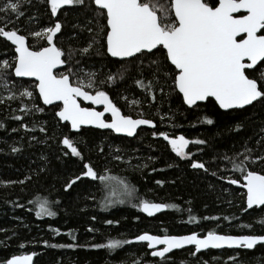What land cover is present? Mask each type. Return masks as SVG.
Segmentation results:
<instances>
[{
	"label": "trees",
	"instance_id": "obj_1",
	"mask_svg": "<svg viewBox=\"0 0 264 264\" xmlns=\"http://www.w3.org/2000/svg\"><path fill=\"white\" fill-rule=\"evenodd\" d=\"M158 2L168 4V0ZM207 2L215 4L216 0ZM20 12L22 16L0 11V26L18 29L37 49L47 46L46 41L30 33L59 20L62 28L54 42L65 51L63 58L69 52L71 58L58 74L71 69L72 81L80 77L87 85V74L95 73V86L86 90L94 93L99 87L125 115L153 120L156 127L141 128L132 138L95 128L73 132L56 115L60 105H43L36 83L19 79L13 68L7 69V83H0V264L30 252L35 253L33 264H264V244L252 250L204 252L189 247L158 258L146 244L133 242L144 232L264 234V206L247 210L245 190L230 183L231 179L243 181L233 164L240 163L246 148L253 156H264V99L228 111L211 98L186 105L174 88L175 69L162 47L127 60L106 53L97 31L105 21L98 16L93 0L62 7L56 16L51 15L46 0H21ZM93 40V46L83 52ZM15 55L14 47L0 37V62L14 64ZM4 71L0 66V73ZM261 72L264 61L246 70L259 83ZM109 75L114 76L112 81H107ZM136 81L145 86L150 83L151 89ZM25 90L33 95L22 96ZM153 132L192 140L190 157L179 156L168 141ZM65 137L73 141L80 156L62 143ZM193 162L204 163L205 169L193 168ZM85 163L108 179L81 176ZM245 164L264 174V161ZM77 176L81 178L66 189ZM121 181L132 189L131 194L122 190ZM38 197L46 198L57 214L37 217ZM141 201L169 207L148 217L140 211ZM110 240L129 243L91 247L107 245Z\"/></svg>",
	"mask_w": 264,
	"mask_h": 264
},
{
	"label": "snow or ice",
	"instance_id": "obj_2",
	"mask_svg": "<svg viewBox=\"0 0 264 264\" xmlns=\"http://www.w3.org/2000/svg\"><path fill=\"white\" fill-rule=\"evenodd\" d=\"M46 2L50 5L51 15L56 16L62 6L83 5L84 0H46ZM93 3L98 16L105 21L100 24L97 31L102 36L106 53L111 57H135L137 54H144L145 50L151 53L153 49L161 46L166 50V60L174 66L175 71L172 74L174 88L182 94L185 104L193 106L198 101L214 97L221 109H233L264 99V72L260 73V83L257 78H250L246 74V70L252 69L258 61H264V0H216L215 4H210L207 0H168L166 7L160 5L158 0H93ZM20 7L21 0H3L0 11L22 16ZM241 10L246 14H241ZM61 28L62 25L57 20L50 27L30 33L46 41L47 46L34 49L28 43V36L21 34L18 29L8 28L7 25L0 26V37L10 41L16 53L14 64L10 65L7 60L0 62V66L5 70L0 73V83H7L6 70L9 68L14 69L16 77H34L38 81L35 88L38 89L44 104L51 105L54 101H61L62 107L56 115L60 120L70 122L74 130H79L82 125H95L101 129L133 136L140 125L154 127L153 120L133 118L132 115L123 114L109 94L99 87H96L94 93L86 90V87L91 89L95 86V73L87 74V85L80 77H77L74 83L71 79L74 75L71 69H68L67 74H56L57 66L65 65L67 59L71 58V52L68 53L67 59L62 58L65 57V51L54 42V37ZM89 31L91 32L92 29ZM94 43L95 40L90 41L88 48L82 51L87 52ZM246 59L250 63L246 64ZM113 79L112 75L107 77V81ZM100 83L103 84L105 81ZM136 83L146 90L151 89L150 83L147 86L142 81ZM21 95L31 97L33 92L25 90ZM80 98L95 105H103V111L82 107ZM152 98L154 100L155 96ZM38 110L43 111V109ZM105 113L111 114L110 120L104 119ZM207 122L212 123V120L208 119ZM153 135L162 136L179 156L188 155L184 150L192 141L185 136L179 135L173 138L164 132H153ZM62 143L73 155H81L68 137L63 138ZM196 143L203 144L205 141H196ZM245 153L247 154L239 164H233V168L242 174L247 207L251 209L253 206L264 205V174L250 170L245 161L254 164L257 161H264V156H253L251 150L247 148ZM83 167L86 170L81 176L98 178L101 181L108 179L94 171L89 163H85ZM192 167L205 169V164L193 162ZM80 178V176L75 177L66 185V189ZM121 183L123 184L122 181ZM230 183L238 184L240 181L231 179ZM122 190L128 194L132 192L127 184H123ZM37 201L35 212L37 217L57 214L51 210L46 198L38 197ZM113 202L108 201V203ZM139 206L149 215L169 207L163 203L147 201H141ZM107 223L111 224L112 221ZM134 239L137 242H147L148 248L164 245L163 248L152 251L151 255L166 258V253L184 245H194L197 252L224 245L253 249L258 242H264V235H221L208 231L203 237L196 232L162 237L143 233ZM123 243L129 242L110 240L107 245H91V247L115 248ZM31 260V255L13 256L6 261V264H30Z\"/></svg>",
	"mask_w": 264,
	"mask_h": 264
},
{
	"label": "water",
	"instance_id": "obj_3",
	"mask_svg": "<svg viewBox=\"0 0 264 264\" xmlns=\"http://www.w3.org/2000/svg\"><path fill=\"white\" fill-rule=\"evenodd\" d=\"M62 7H66V6H62ZM241 14H246V13H244L243 12V10H241ZM4 39H6V38H4ZM10 44H11V42L10 41H8ZM12 45V44H11ZM13 47H14V45H12ZM159 47H161V46H158L157 47V49L159 48ZM154 50H156V49H153L151 52H153ZM166 51V50H165ZM145 52H147V50H145ZM110 55V54H109ZM138 55V54H137ZM63 58V57H62ZM113 58H115V59H118V60H127V59H131V58H133V57H127V58H119V57H113ZM262 61H258L257 62V65H255V66H253V68L252 69H254V68H256L260 63H261ZM245 63L246 64H248V63H250V61H247V59L245 60ZM63 66L64 65H58L57 66V68L55 69V72H56V74L57 75H60V74H58V72L63 68ZM247 70H251V69H247ZM13 72H14V69H13ZM247 74V73H246ZM15 75V74H14ZM16 77V76H15ZM17 78H19V79H22V80H32V81H34L36 84L38 83V81L34 78V77H17ZM251 78V77H250ZM259 83V82H258ZM37 92H38V89H37ZM38 95H39V92H38ZM181 96H182V94H181ZM40 97V96H39ZM183 98V97H182ZM209 98H211V99H213V100H215V98L214 97H209ZM208 98V99H209ZM40 99H41V101H42V103H43V105H45V106H52V105H60V108L62 107V102L61 101H54L53 102V104H51V105H47V104H44V102H43V99L40 97ZM207 99V100H208ZM207 100H205V101H198L197 102V104L198 103H204V102H206ZM80 101H81V106L82 107H91V108H95L97 111H103V105H95V104H92V102L91 101H85V100H83L82 98H80ZM216 102V101H215ZM256 101H254L253 103H255ZM252 103V104H253ZM218 104V103H217ZM251 104V105H252ZM187 105V104H186ZM189 106V105H188ZM248 106H250V105H245L244 107H242V108H245V107H248ZM242 108H233V109H242ZM222 110H225V111H228V110H232V109H222ZM59 111V110H58ZM123 113V112H122ZM124 114V113H123ZM107 117H109V119H107ZM133 118H144V117H133ZM104 119L105 120H110L111 119V114L110 113H105V115H104ZM144 119H147V118H144ZM62 121V120H61ZM62 122H64V123H68L69 125H70V122H67V121H62ZM154 122V121H153ZM154 127L152 126V125H140V126H138V128H137V130H136V133L133 135V136H128L127 134H125V133H116V132H114L113 130H110V129H101V128H98L97 126H95V125H82L81 126V128H95V129H100V130H109V131H112L114 134H116V135H119V136H125V137H129V138H132V137H134L136 134H137V132L141 129V128H151V129H153V128H155L156 127V123L154 122ZM70 127H71V125H70ZM81 128L79 129V130H74V129H72L71 128V130L73 131V132H78V131H80L81 130ZM243 183H244V181H242V182H240V183H238V184H235L236 186H238V187H240V188H242V189H244L243 188ZM245 190V194H246V189H244ZM147 202H149V203H162V202H154V201H147ZM163 204H165V203H163ZM167 205V204H166ZM262 206H264V205H260V206H253L251 209H253V208H258V207H262ZM167 209H168V207L167 208H165V209H162L161 211H158V212H153V214L152 215H149L148 213H145V212H143L142 211V208L140 207V211L144 214V215H146V216H148V217H155L156 215H158V214H160V213H163V212H165V211H167ZM246 209L247 210H251V209H248V207H247V203H246ZM144 233H148V234H150V235H158V234H153V233H150V232H144ZM192 233V232H191ZM197 233V232H196ZM217 234H221V235H251V234H228V233H220V232H216ZM141 234H143V233H141ZM187 234H190V233H184V234H165V235H177V236H179V235H187ZM199 236H201V237H203V236H205V235H207V233L206 234H204V235H200L199 233H197ZM140 235V234H139ZM256 235H264V234H256ZM138 236V235H137ZM158 236H164V235H158ZM133 242H135V243H142V244H146L147 245V242H137V241H135V239H133ZM261 244H264V242H258V244L257 245H255L254 246V248L256 247V246H258V245H261ZM164 247V245H162V244H160V245H155L153 248H148L149 250H151V252L152 251H154V250H159V249H161V248H163ZM189 247H193L194 249H195V246L194 245H184L183 247H181V248H179V249H173V250H171L169 253H166V256L167 255H169V254H171V253H173V252H175V251H177V250H182V249H185V248H189ZM253 248V249H254ZM224 249H228V250H236V249H240V247L239 246H232V247H229L228 245H224V246H222V247H220V248H212V247H209V248H207V249H201L199 252H204V251H207V250H224ZM243 249H245V248H243ZM246 250H252V249H246ZM195 251H196V249H195ZM197 252V251H196ZM27 255H31L32 256V260H31V262H30V264H33L34 263V258H35V253H33V252H30V253H24V254H19V255H13V256H19V257H23V256H27ZM13 256H11L9 259H11ZM155 257V256H154ZM158 258H161V257H158Z\"/></svg>",
	"mask_w": 264,
	"mask_h": 264
},
{
	"label": "rangeland",
	"instance_id": "obj_4",
	"mask_svg": "<svg viewBox=\"0 0 264 264\" xmlns=\"http://www.w3.org/2000/svg\"><path fill=\"white\" fill-rule=\"evenodd\" d=\"M59 74H66V73H59ZM177 136H179V135H177ZM176 137V136H175ZM174 138V137H173ZM186 138V137H185ZM186 139H188V138H186ZM189 141H192V140H190V139H188ZM193 142V141H192ZM191 142V143H192ZM191 143H189V145L185 148V153H188V147L190 146V144ZM171 146V145H170ZM175 152V151H174ZM188 157H190V155L188 154V155H186V156H184L183 158H188Z\"/></svg>",
	"mask_w": 264,
	"mask_h": 264
},
{
	"label": "flooded vegetation",
	"instance_id": "obj_5",
	"mask_svg": "<svg viewBox=\"0 0 264 264\" xmlns=\"http://www.w3.org/2000/svg\"><path fill=\"white\" fill-rule=\"evenodd\" d=\"M252 70V69H251ZM107 119H109V117H107ZM200 234V233H199ZM206 234V233H205ZM200 235H204V234H200Z\"/></svg>",
	"mask_w": 264,
	"mask_h": 264
}]
</instances>
